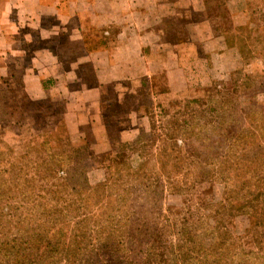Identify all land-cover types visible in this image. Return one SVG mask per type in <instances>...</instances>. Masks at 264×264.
<instances>
[{"label":"rangeland","instance_id":"obj_1","mask_svg":"<svg viewBox=\"0 0 264 264\" xmlns=\"http://www.w3.org/2000/svg\"><path fill=\"white\" fill-rule=\"evenodd\" d=\"M156 1L166 32L149 29V59L107 81L99 105L71 107L60 84L31 96L20 71L0 80V179L18 206L19 187L31 191L21 176L57 157L65 179L31 184L38 200L59 215L81 205L66 236L89 215L82 250L121 264H264V0ZM71 63L72 88L95 82L90 62ZM110 176V197H88Z\"/></svg>","mask_w":264,"mask_h":264},{"label":"crops","instance_id":"obj_2","mask_svg":"<svg viewBox=\"0 0 264 264\" xmlns=\"http://www.w3.org/2000/svg\"><path fill=\"white\" fill-rule=\"evenodd\" d=\"M166 12V4L156 0H0V80L20 71L31 96L60 84L73 93L71 107H95L107 81L135 78L134 60L150 56L143 49L147 32L153 27H158V36L166 32ZM135 13L138 21L131 19ZM133 41L139 48L132 57ZM75 60L90 62L94 83L70 86L81 80L71 63ZM83 114L76 113L79 123ZM91 117L101 123L97 111Z\"/></svg>","mask_w":264,"mask_h":264},{"label":"trees","instance_id":"obj_3","mask_svg":"<svg viewBox=\"0 0 264 264\" xmlns=\"http://www.w3.org/2000/svg\"><path fill=\"white\" fill-rule=\"evenodd\" d=\"M71 155H68V158ZM88 155L93 159V152H89ZM52 158L43 160L40 164L42 167L36 168L35 173L26 172L21 176L23 183L30 187L31 191L19 187L18 195L23 197L24 203L18 206L11 202L13 187L0 179V264H62L63 262L65 264H81L86 257L89 259L82 264H121L122 257L119 255L115 257V254L110 250L106 251L107 259L102 257L104 254L101 252L105 253L104 250L97 248L96 251L95 249L94 251L82 250L87 243L86 231L82 225L87 222L89 215L76 221L71 235L66 236L65 219L68 218V213L79 210L81 205L75 202L64 203L63 208L68 212V215L66 213L59 215L60 213L57 212L58 203L49 205V200L43 202L38 200V197H46L40 193H34L31 184L39 181L45 188L53 178L65 179L60 175L61 168L57 157L52 156ZM84 179L87 180L86 177ZM112 179L113 176L108 177L104 183L96 186L88 197L100 200L110 197L111 193L108 191L105 194V190L111 187ZM107 202L110 206L113 201L110 199ZM220 244L225 243L220 242ZM214 249L212 252L215 251ZM216 262L219 261L216 260Z\"/></svg>","mask_w":264,"mask_h":264}]
</instances>
